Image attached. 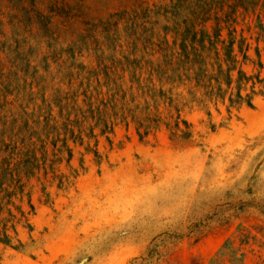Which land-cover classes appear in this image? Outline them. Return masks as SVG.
<instances>
[{
    "label": "rangeland",
    "instance_id": "374dc122",
    "mask_svg": "<svg viewBox=\"0 0 264 264\" xmlns=\"http://www.w3.org/2000/svg\"><path fill=\"white\" fill-rule=\"evenodd\" d=\"M26 2L0 0V264H264V93L228 111L185 76L199 0ZM258 12L230 29L264 78Z\"/></svg>",
    "mask_w": 264,
    "mask_h": 264
},
{
    "label": "trees",
    "instance_id": "16d2710c",
    "mask_svg": "<svg viewBox=\"0 0 264 264\" xmlns=\"http://www.w3.org/2000/svg\"><path fill=\"white\" fill-rule=\"evenodd\" d=\"M20 1L24 9L25 3L28 2L26 0ZM176 1L178 2L174 3L173 9L178 13L177 11L180 9L178 6H183L187 0ZM199 2L197 8L200 10L188 14V17L181 21L183 25L176 23L177 27L174 29L175 36L180 38L179 55L185 58V60H182L185 76L204 88L203 96L207 100L221 99L225 101L227 99L228 111L232 107L239 108L243 104L252 106L253 96L257 93H264V78L260 77L259 72L247 74L240 66H237L238 63L249 59L247 50L250 46L244 43V38L237 39L235 30H231L230 26L235 19V16H232L233 10H237L238 7H242L246 12L248 10L254 12L257 6H260V12L257 13V18L260 21V13L264 11V0H199ZM29 4L38 11L37 1ZM209 19L214 21L212 31L197 28L198 25H203ZM221 22L225 23L226 28L229 30L227 37H222ZM260 26H262V23H260ZM262 30L264 31V28ZM255 52L259 56L257 47ZM238 55H241V60L238 59ZM257 64L259 67L262 65L261 61H258ZM243 91L245 92L243 93ZM131 114L137 123V132L140 137L152 127V124H156L160 119L157 113L152 116L141 115L142 109H139L137 114ZM182 122L185 128L189 127L190 124L186 120L183 119ZM140 128L144 129L142 134ZM172 135L188 137L190 132L180 128L179 122L176 120ZM31 173L28 172V174ZM18 182L17 187L21 188L23 184L17 180ZM4 184L5 182L0 175V194L2 193V196H0V209H2V199L5 195H8L9 184H7V187ZM4 237L3 242L8 243V235L4 234Z\"/></svg>",
    "mask_w": 264,
    "mask_h": 264
}]
</instances>
